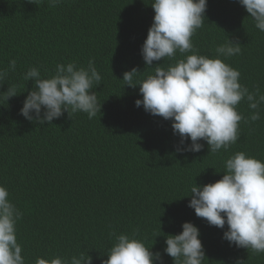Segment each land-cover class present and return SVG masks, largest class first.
<instances>
[{"label":"trees","instance_id":"obj_1","mask_svg":"<svg viewBox=\"0 0 264 264\" xmlns=\"http://www.w3.org/2000/svg\"><path fill=\"white\" fill-rule=\"evenodd\" d=\"M153 0H63L50 7L28 0H0V69L17 61L0 92L17 85L18 95L0 99V185L23 213L17 222V240L26 264L36 257L71 258L80 252L92 264L107 259L114 243L109 238L139 229L164 264H174L164 253L165 238L179 234L184 222L199 228L205 250L203 264H264L255 255L222 239L227 230L210 226L188 207L190 188L214 183L223 176L225 160L243 151L264 162V105L260 120L240 123V138L225 152L177 153L179 137L171 121L146 112L139 86H124L123 73L137 68L145 78L154 73L141 55L153 23ZM205 21L192 37L199 54L215 57V49L228 37L241 45V53L225 60L239 70L240 83L264 93V32L238 0H207ZM191 54V53H189ZM177 57L180 54L177 53ZM89 60L102 79L94 86L101 112L54 118L43 125L20 114L34 81L23 79L31 67L43 78L54 74L58 63L87 67ZM167 67L171 61L154 62ZM245 117L251 110L237 106ZM187 143H191L189 140ZM159 264V262H154Z\"/></svg>","mask_w":264,"mask_h":264},{"label":"clouds","instance_id":"obj_2","mask_svg":"<svg viewBox=\"0 0 264 264\" xmlns=\"http://www.w3.org/2000/svg\"><path fill=\"white\" fill-rule=\"evenodd\" d=\"M39 4L40 0H28ZM254 22L256 29L264 32V0H238ZM63 0H48L56 7ZM153 23L141 47L145 65L154 67V73L138 78L137 68L123 73L124 86L136 88L142 99L135 106H143L151 115L170 120L173 134L179 137L177 153L200 152L205 141L209 153L227 152L240 138V123L260 120V107L264 105V93L259 87L250 91L240 81L239 70L225 62L241 53L238 41L228 39L215 49V57L199 54L192 37L205 21L207 0H153ZM177 53L181 58L177 57ZM191 53V54H189ZM167 59V67L154 62ZM17 61H9L7 69H0V85L9 71L16 70ZM25 81H34L20 114L27 120L51 124L65 112L86 113L92 119L101 112L94 86H99L101 75L94 61L88 66L74 62L58 63L54 74L43 78L37 67L23 74ZM17 85H9L0 92V99L8 101L18 95ZM245 102L250 115L245 117L237 106ZM191 143H187L188 141ZM225 171L214 183L194 185L188 207L210 226L227 230L222 239L237 248L250 250L252 254L264 253V162L243 151L235 152L224 162ZM7 188L0 185V264H26L23 248L17 240V222L23 213L10 200ZM139 229L131 234L109 233L114 240L107 250V259L101 264H164L162 254L151 251L142 239ZM199 228L191 222L182 224L179 234L165 238L164 253L174 264H203L206 257ZM35 264H92L88 253L80 252L71 258L53 256L36 257ZM236 264H245L238 259Z\"/></svg>","mask_w":264,"mask_h":264}]
</instances>
